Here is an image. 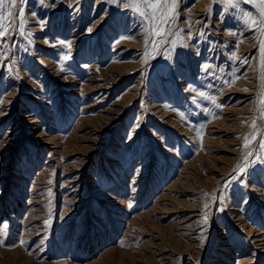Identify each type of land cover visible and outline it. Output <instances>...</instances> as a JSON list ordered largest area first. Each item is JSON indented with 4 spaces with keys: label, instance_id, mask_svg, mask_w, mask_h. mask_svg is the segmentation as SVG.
I'll return each mask as SVG.
<instances>
[{
    "label": "rangeland",
    "instance_id": "374dc122",
    "mask_svg": "<svg viewBox=\"0 0 264 264\" xmlns=\"http://www.w3.org/2000/svg\"><path fill=\"white\" fill-rule=\"evenodd\" d=\"M11 11L0 264H264L259 137L243 146L259 116L252 4L178 0L175 46L147 58L141 18L110 0Z\"/></svg>",
    "mask_w": 264,
    "mask_h": 264
},
{
    "label": "snow or ice",
    "instance_id": "6c2138e0",
    "mask_svg": "<svg viewBox=\"0 0 264 264\" xmlns=\"http://www.w3.org/2000/svg\"><path fill=\"white\" fill-rule=\"evenodd\" d=\"M23 2L24 0H21V3ZM110 2L132 9L141 18L146 38V58L156 53L161 44L171 43L175 46V42L169 39V37L176 34L172 26L175 24L178 16V12L176 11L178 0H110ZM213 2L221 3L225 11L236 9L239 6V0H213ZM245 2L251 3L256 10L255 14L252 12H245L243 15V22L246 27L253 29L259 34L255 39L258 42L261 58L259 61L260 86L256 97V111L259 113V116L253 119L251 124L252 132L250 135L245 136L243 146L248 150L245 153L246 158L253 155L251 144L259 137L258 148L261 155L257 158L264 161V0H245ZM41 3H43V0H41ZM16 5L17 0H0V41L9 34V24L12 18L11 9L16 7ZM208 11L210 12L211 8H209ZM18 16L19 34L24 35L26 20L22 12L18 13ZM13 31H16V29L13 28ZM89 31H91V29H89ZM27 35L30 36L31 33H27ZM70 46L69 44L68 47ZM0 47H4V45L0 44ZM4 58V54L0 53V60ZM65 59H67V57H65ZM207 68L208 66L205 65V70H207ZM61 70H63V68ZM228 83L231 84L234 83V81H228ZM199 96L215 104V99L205 92H199ZM181 118H184L182 113ZM3 138L4 137H0V139ZM240 170H246V166ZM204 223H208L207 214H205ZM0 227L6 229V225Z\"/></svg>",
    "mask_w": 264,
    "mask_h": 264
}]
</instances>
